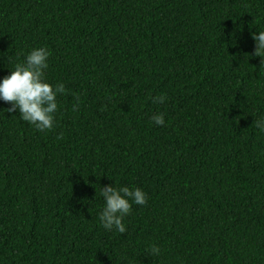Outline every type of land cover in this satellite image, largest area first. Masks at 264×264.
<instances>
[{"label": "trees", "instance_id": "1", "mask_svg": "<svg viewBox=\"0 0 264 264\" xmlns=\"http://www.w3.org/2000/svg\"><path fill=\"white\" fill-rule=\"evenodd\" d=\"M259 31L264 0H0V78L44 46L65 87L50 131L0 101V264H264ZM112 183L147 194L124 234Z\"/></svg>", "mask_w": 264, "mask_h": 264}, {"label": "clouds", "instance_id": "2", "mask_svg": "<svg viewBox=\"0 0 264 264\" xmlns=\"http://www.w3.org/2000/svg\"><path fill=\"white\" fill-rule=\"evenodd\" d=\"M255 42L254 55L264 56V31L253 33ZM51 55L47 47L32 49L26 54L22 63H17L10 74L0 78V101L10 104L7 112L19 113V118L35 127L37 131H50L54 127L55 113L58 110L57 96L64 94L63 84L51 85L46 82L45 71ZM166 95L152 97L154 104L166 102ZM79 108V98L73 110ZM151 121L157 126H164V115L157 113ZM255 128L264 134V118L255 121ZM104 206L99 213L100 226L106 231L120 234L126 232L125 218L131 214L133 204L143 206L147 203V194L141 188L117 187L113 183L100 189ZM152 256L158 257L161 249L152 245L149 249Z\"/></svg>", "mask_w": 264, "mask_h": 264}]
</instances>
